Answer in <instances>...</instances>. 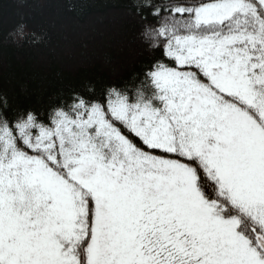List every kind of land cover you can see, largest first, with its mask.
Here are the masks:
<instances>
[{
	"label": "snow or ice",
	"instance_id": "snow-or-ice-1",
	"mask_svg": "<svg viewBox=\"0 0 264 264\" xmlns=\"http://www.w3.org/2000/svg\"><path fill=\"white\" fill-rule=\"evenodd\" d=\"M111 2L136 63L0 87V264H264V0ZM49 39L22 19L0 48Z\"/></svg>",
	"mask_w": 264,
	"mask_h": 264
},
{
	"label": "trees",
	"instance_id": "trees-1",
	"mask_svg": "<svg viewBox=\"0 0 264 264\" xmlns=\"http://www.w3.org/2000/svg\"><path fill=\"white\" fill-rule=\"evenodd\" d=\"M82 8L83 11L76 12L69 11L68 5L63 3L20 4L16 0H0V34L6 36L23 19L29 30H47L50 36L47 44L35 47L5 43L0 48V68L3 70L0 87L21 93L22 86L27 85L35 102L36 89H44L47 97L60 88L67 89L97 75L98 68L111 74L109 69L103 68L105 53L118 57L119 63H136L140 59L138 45L128 44L123 13L118 5L111 0H86ZM53 21L58 28L48 27ZM101 37L105 39L101 41ZM85 42L90 51H95V57L83 65L68 60L64 52L69 47L79 50ZM121 48L122 52L119 51ZM61 56H64L63 62L59 59ZM55 70H59L63 78L56 76Z\"/></svg>",
	"mask_w": 264,
	"mask_h": 264
}]
</instances>
